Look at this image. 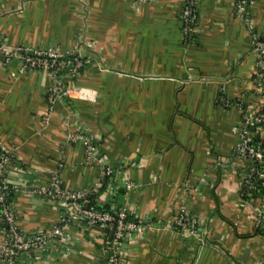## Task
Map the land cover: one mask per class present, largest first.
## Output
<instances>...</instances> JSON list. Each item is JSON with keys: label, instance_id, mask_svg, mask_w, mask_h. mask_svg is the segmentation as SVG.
Segmentation results:
<instances>
[{"label": "crops", "instance_id": "obj_1", "mask_svg": "<svg viewBox=\"0 0 264 264\" xmlns=\"http://www.w3.org/2000/svg\"><path fill=\"white\" fill-rule=\"evenodd\" d=\"M184 1L0 0V48L79 54L84 65L75 84L95 95L52 104L43 71L20 73V61L0 59V143L27 171L15 178L28 187L43 188L56 173L66 189L90 188L98 169L85 160L82 143L68 142L72 115L70 126L92 136L117 184L123 179L138 186L125 191L122 206L155 226L129 243L127 264H264V234H253L262 200L241 197L232 167H242L233 156L243 118L239 104H259L253 35L236 16L234 0H195L197 34L188 43ZM249 18L264 37V0L250 8ZM107 198L103 194L100 203ZM12 204L25 234L59 222L49 199L20 192ZM181 210L203 222V240L165 227ZM4 238L0 229V245ZM72 248L19 264L103 261L90 238Z\"/></svg>", "mask_w": 264, "mask_h": 264}, {"label": "built area", "instance_id": "obj_2", "mask_svg": "<svg viewBox=\"0 0 264 264\" xmlns=\"http://www.w3.org/2000/svg\"><path fill=\"white\" fill-rule=\"evenodd\" d=\"M130 1L143 4L155 0ZM257 1L234 0L233 5L236 16L251 30L254 41L253 49L258 56L256 77L258 86L255 94L259 99V104L257 106L239 104V107L242 106L243 118L241 125L235 130L238 142L235 145L233 156L234 160L242 164V167L237 169L235 164L232 167L238 172L241 191L252 190L256 181H260L264 186V37L254 32L249 18V10ZM181 22L183 39L190 43L197 34L195 0L184 1ZM83 45L88 49L93 48V44L89 42H83ZM0 59L5 62L20 61V73L33 70L43 71L51 80L49 101L52 104L57 101L95 98L92 91L75 84L76 77L84 65L79 54L63 55L57 50L32 51L24 46H16L0 48ZM221 103L225 107L230 105L224 97L221 98ZM72 119V115L67 117L65 125L68 142L82 143L85 146V160L98 169V176L90 188L66 189L56 173L50 176L48 185L43 188L28 187L24 179L15 178L26 175L27 171L21 168L10 167L8 177L5 178V170L14 160L15 154L0 143V221L7 224V228L2 230L5 238L0 245V264H19L16 259L21 252L26 253V257L34 258L35 255L38 256L43 252L61 248L64 256L71 252L76 240L84 237L90 238L100 247L103 261L95 264H127L126 253L129 243L155 228L151 221L137 220L136 222L134 210L128 204L114 213L94 211L89 208L90 196L98 193L103 186V181L111 177L115 170L103 157L92 136L70 126ZM119 183L118 187L126 192L138 187L129 180L122 179ZM8 189H12L14 193L24 192L49 199L60 212L58 224L31 234L20 231L16 211L13 206L7 205ZM109 190L113 191L114 186H111ZM257 216L259 218L257 228H261V218L264 217V200L258 208ZM202 224V221L192 217L188 211L181 210L178 216L168 217L165 227L179 229L184 234L203 240L207 231L200 229ZM257 264H262V262Z\"/></svg>", "mask_w": 264, "mask_h": 264}, {"label": "trees", "instance_id": "obj_3", "mask_svg": "<svg viewBox=\"0 0 264 264\" xmlns=\"http://www.w3.org/2000/svg\"><path fill=\"white\" fill-rule=\"evenodd\" d=\"M16 165L17 164L15 163V160H13L11 163H9L8 168L5 170V176H4L5 178L8 177V171H9L10 167L17 168ZM115 176L116 175L114 173L111 177L110 176L107 177L103 181V186L98 191V193L90 196V204H89L90 209H92L94 211L114 213V212H117L122 207V200H123V197L125 195V190L118 187L117 180H116ZM0 183H1V179H0ZM30 185H31V183H30ZM111 186L115 187V189L113 191L109 190V188ZM7 193H8L7 205L13 206L12 203H13V200L15 197V193L12 189H8ZM240 193H241L242 198H244V199H248V198L252 197V198H261V200H264V186L262 185V183L260 181L255 182L252 190H242ZM103 194L108 195V198L106 201H104L101 204L100 200H101V196ZM0 216H1V208H0ZM134 220L137 222L136 219H134ZM6 228H7V224L4 223L3 221H0V229L4 230ZM19 230L22 231L21 229H19ZM253 234L254 235H262V234H264V230L256 228L254 230ZM59 250L61 251V248ZM24 257H26V253H24V252L19 253L17 256V259H16L17 262L20 263V261Z\"/></svg>", "mask_w": 264, "mask_h": 264}, {"label": "water", "instance_id": "obj_4", "mask_svg": "<svg viewBox=\"0 0 264 264\" xmlns=\"http://www.w3.org/2000/svg\"><path fill=\"white\" fill-rule=\"evenodd\" d=\"M246 256H247V254H246ZM246 256H245V257H246Z\"/></svg>", "mask_w": 264, "mask_h": 264}]
</instances>
